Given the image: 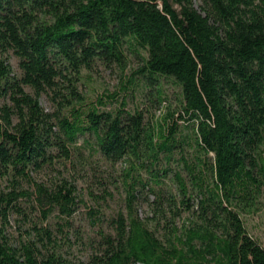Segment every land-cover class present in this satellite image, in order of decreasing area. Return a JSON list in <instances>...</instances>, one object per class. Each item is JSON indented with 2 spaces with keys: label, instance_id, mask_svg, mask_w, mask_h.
I'll return each mask as SVG.
<instances>
[{
  "label": "trees",
  "instance_id": "trees-1",
  "mask_svg": "<svg viewBox=\"0 0 264 264\" xmlns=\"http://www.w3.org/2000/svg\"><path fill=\"white\" fill-rule=\"evenodd\" d=\"M194 1L0 0V179L7 182L0 264H264V247L241 218L264 199V0H200V10ZM129 54L140 64L112 91L78 92L82 70L97 62L123 69ZM164 81L180 89L181 100L150 129L128 98L142 84L158 86L161 103ZM43 94L52 112L42 107ZM176 153L189 178L174 173L178 195L164 185L163 161ZM81 160L103 187L89 189L96 206L113 197L111 185L123 194L122 210L92 208L64 177L44 183L32 176ZM98 162L116 174L97 175ZM80 208L91 252L71 259L62 246L71 248L72 237L83 242L74 223ZM28 211L38 222L14 246L9 217L30 221Z\"/></svg>",
  "mask_w": 264,
  "mask_h": 264
},
{
  "label": "rangeland",
  "instance_id": "rangeland-1",
  "mask_svg": "<svg viewBox=\"0 0 264 264\" xmlns=\"http://www.w3.org/2000/svg\"><path fill=\"white\" fill-rule=\"evenodd\" d=\"M195 7L200 10L201 1H194ZM9 62L12 68L13 75L16 77L21 76V71L18 67L17 58L10 52ZM140 64V59L133 54H129L125 60L123 69H120L118 66L112 65L106 67L100 62L91 69V70H82L80 79L76 81L75 86L77 87L78 92L87 96H93L95 93H101L103 90L112 91L117 85L121 75L123 73L128 74L131 70L137 68ZM163 94L165 100L161 103H158V86L147 87L143 84L140 89L134 94H131L128 98V107L129 109L140 106L144 112V123L147 128L156 129L158 124L163 121V117L167 113H171L177 110V106L180 103V89L173 85L171 81H164L161 83ZM27 92H31L28 88H25ZM40 103L42 107L48 111L52 112L54 110V105L51 102L49 95L43 94L40 97ZM10 106L9 101L2 100V105ZM15 121V119H13ZM183 123V122H182ZM185 125V123H184ZM182 133L189 138L190 130L182 128ZM188 142V139H187ZM185 144L186 152L184 157L186 159L190 158L191 149L189 145ZM88 151H84V157H86ZM165 167L169 170L167 176L164 179L165 190L173 194L178 195V188L175 182L174 173L180 172L181 176L188 181V173L183 166V163L180 159V154L176 153L173 158L166 163ZM92 164L88 160H81L80 162H75L73 169L66 170L60 164L54 165L53 169H43L33 173V177L36 181L47 183L49 179L54 177H64L69 181L73 182L77 188L78 193L82 198L88 203L92 208H98L106 215H112L115 212L122 210V198L123 194L120 190H115L111 185H108L106 189L110 191L113 195L111 199L104 204L100 203V207L96 206L93 202L92 197L89 195V189L94 194H100L103 190L98 184V180L93 177V170L91 168ZM123 164H117L115 170H119ZM113 169V170H114ZM98 172L102 178L109 179L108 173L115 175L116 172L110 171L107 169V166L101 162H98ZM100 171V173H99ZM22 188L27 189L28 186L26 183L22 184ZM7 189V182L4 179H0V190ZM151 199V197H149ZM139 215L142 218L149 216L148 207L146 204H141L139 207ZM28 216L30 221L23 220L17 215H12L9 217L8 225L6 226V235L14 246H19L20 243L28 240V232L32 223L38 222L37 218L32 213H29ZM187 214H182L179 218L176 219V225L180 227L183 222L186 221ZM241 218L249 235H251L257 242L264 247V199L263 195L260 196L258 203L256 205L255 211L252 213H242ZM74 223L76 227L82 233L84 239L83 242H77L72 237L70 240L71 248L63 247V253L71 259H85L87 255L91 252V247L89 246V236L91 235V229L87 224V219L83 208H80L74 216ZM103 228L108 231V227L104 224ZM163 234L162 231L158 233L159 236ZM59 239V237H56ZM61 244V241H60Z\"/></svg>",
  "mask_w": 264,
  "mask_h": 264
}]
</instances>
